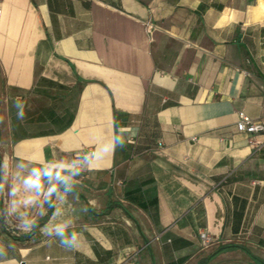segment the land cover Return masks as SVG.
I'll list each match as a JSON object with an SVG mask.
<instances>
[{
	"label": "crops",
	"instance_id": "1",
	"mask_svg": "<svg viewBox=\"0 0 264 264\" xmlns=\"http://www.w3.org/2000/svg\"><path fill=\"white\" fill-rule=\"evenodd\" d=\"M0 9V264H264V134L237 127L264 124V0ZM52 165L72 187L42 177L59 215L23 185ZM64 221L75 249L41 232Z\"/></svg>",
	"mask_w": 264,
	"mask_h": 264
},
{
	"label": "clouds",
	"instance_id": "2",
	"mask_svg": "<svg viewBox=\"0 0 264 264\" xmlns=\"http://www.w3.org/2000/svg\"><path fill=\"white\" fill-rule=\"evenodd\" d=\"M15 106L19 109L17 112V118L22 119L24 116L23 105L22 102L18 99L16 101ZM108 149H105L107 151ZM115 147H112V151L114 152ZM66 165H52L51 167H47L44 169L34 168L27 177L23 180V185L26 189L34 190L37 195L43 193L44 195V202L48 203L50 207L56 209L54 215H59V209L56 207V203L53 201L52 197L58 191L56 185H52L46 193L43 190V182L42 177H47L49 181L55 176V179L60 182L63 186L65 193L71 192L72 187L69 182L68 177H64L62 175L63 171L67 168ZM79 175L78 172H73L72 176ZM4 188V184L0 183V191ZM18 189L13 188L11 190V194L13 199L10 201L8 206V215H17L18 219L20 220V230L25 234H30L33 230L38 226L35 219L29 217L27 213L21 212V207H28L34 203V197L29 196L23 200L16 199ZM43 214V213H42ZM70 227L69 221H64L62 223H53L50 225H46L44 228L41 229V232L47 236H55L59 239V243L62 247L66 249H75L78 241L79 236L77 232L72 231L69 232L68 229ZM3 252V248H0V253Z\"/></svg>",
	"mask_w": 264,
	"mask_h": 264
},
{
	"label": "built area",
	"instance_id": "3",
	"mask_svg": "<svg viewBox=\"0 0 264 264\" xmlns=\"http://www.w3.org/2000/svg\"><path fill=\"white\" fill-rule=\"evenodd\" d=\"M1 14V9H0ZM237 127L239 130L250 133V134H264V124L252 120L245 112L240 111L238 113ZM251 145L258 149L262 145V142L257 140H250ZM93 153V151H91ZM87 155V154H86ZM80 161L76 158L74 162V167H79ZM200 239L204 246L211 243L212 238L206 232H200Z\"/></svg>",
	"mask_w": 264,
	"mask_h": 264
}]
</instances>
